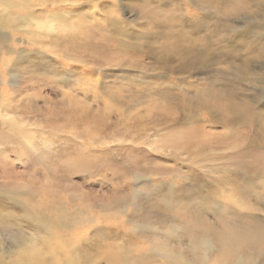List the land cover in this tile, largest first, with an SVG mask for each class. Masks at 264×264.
Returning a JSON list of instances; mask_svg holds the SVG:
<instances>
[{
	"label": "rangeland",
	"instance_id": "obj_1",
	"mask_svg": "<svg viewBox=\"0 0 264 264\" xmlns=\"http://www.w3.org/2000/svg\"><path fill=\"white\" fill-rule=\"evenodd\" d=\"M259 53L264 0H0V264L222 261L264 229Z\"/></svg>",
	"mask_w": 264,
	"mask_h": 264
},
{
	"label": "bare ground",
	"instance_id": "obj_2",
	"mask_svg": "<svg viewBox=\"0 0 264 264\" xmlns=\"http://www.w3.org/2000/svg\"><path fill=\"white\" fill-rule=\"evenodd\" d=\"M50 22L51 21H45V22L43 21V23L46 25H49ZM256 38H257V41L258 40L262 41L261 38L257 36ZM257 44L259 45V43ZM263 57L264 55H260L259 53L258 58H263ZM252 60L250 61L252 62ZM263 61L264 60L261 61L262 69H264ZM243 62L245 63L244 60ZM248 79L252 82L253 85L258 83V87H257L258 92L261 89L264 95V77H260L259 75L254 76V74L253 75L250 74ZM235 110L239 111L236 107H235ZM246 113L248 117H254L255 109L249 106L245 111V114ZM260 229L261 230L254 231V232H241V231H234V230H230L229 232L228 230L221 231L218 235L220 238V247H223L225 249L224 252H221V254L222 253L224 254L220 256V258H222V261L212 260L211 257H209L211 249H213L210 244V241H206V240L202 241L201 245H199V249L202 250L201 260L195 262L194 264H235V263L236 264H252L253 261H255L256 259L264 260V245H263L264 244V229L263 228H260ZM179 262L180 264H188V261H184L182 259H180Z\"/></svg>",
	"mask_w": 264,
	"mask_h": 264
}]
</instances>
